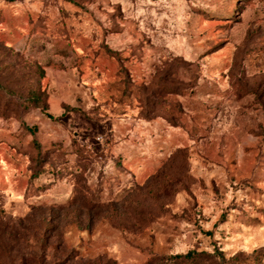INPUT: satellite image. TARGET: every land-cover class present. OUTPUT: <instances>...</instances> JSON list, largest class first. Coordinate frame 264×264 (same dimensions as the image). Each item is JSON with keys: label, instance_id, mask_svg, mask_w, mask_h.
<instances>
[{"label": "rangeland", "instance_id": "rangeland-1", "mask_svg": "<svg viewBox=\"0 0 264 264\" xmlns=\"http://www.w3.org/2000/svg\"><path fill=\"white\" fill-rule=\"evenodd\" d=\"M216 247L264 264V0H0V264Z\"/></svg>", "mask_w": 264, "mask_h": 264}, {"label": "trees", "instance_id": "trees-1", "mask_svg": "<svg viewBox=\"0 0 264 264\" xmlns=\"http://www.w3.org/2000/svg\"><path fill=\"white\" fill-rule=\"evenodd\" d=\"M222 262H226L225 252L216 247L213 252L191 249L186 253L160 256L148 260L145 264H222Z\"/></svg>", "mask_w": 264, "mask_h": 264}]
</instances>
